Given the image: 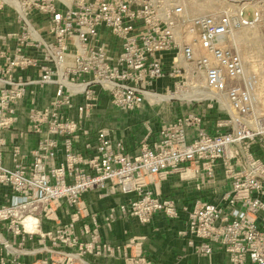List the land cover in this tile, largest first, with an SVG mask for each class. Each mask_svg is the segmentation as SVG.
Returning <instances> with one entry per match:
<instances>
[{"label":"built area","instance_id":"built-area-1","mask_svg":"<svg viewBox=\"0 0 264 264\" xmlns=\"http://www.w3.org/2000/svg\"><path fill=\"white\" fill-rule=\"evenodd\" d=\"M219 1L231 7L209 5V13L196 14L192 0H74L64 8L54 0H0V13L12 14L18 26L0 36V187L20 195L14 207L35 204L34 229L45 220L49 239L67 235L73 256L127 257L103 240L87 194L127 197L110 208L106 227L118 213L149 225L158 213L180 217L176 201L161 196L171 175L205 185L216 182L219 170L229 191L218 203L183 207L187 223L178 235L201 257L219 247L228 264H264L261 86L232 42L240 29L264 25V0ZM249 8L252 21L243 17ZM102 29L119 42L116 56ZM163 79L173 89L159 94ZM47 88L54 90L39 105L38 91ZM201 89L211 96L196 98ZM160 95L171 96V115L156 132L146 123L134 152L110 130L90 127L102 96L133 113ZM22 115L27 130L17 129ZM33 134L39 139L28 156L23 143ZM13 218L23 227L16 234L24 233V213ZM143 257L139 251L133 258Z\"/></svg>","mask_w":264,"mask_h":264},{"label":"crops","instance_id":"crops-1","mask_svg":"<svg viewBox=\"0 0 264 264\" xmlns=\"http://www.w3.org/2000/svg\"><path fill=\"white\" fill-rule=\"evenodd\" d=\"M35 20L46 26L45 18L34 16ZM18 26L12 14L7 11L0 13V36L9 32H17ZM101 35L104 40L112 45V54L114 56L119 52V42L110 36L107 30L102 29ZM29 75L37 78V72L31 71ZM173 81L163 79L156 82V89L163 91L170 88ZM53 88L39 90L37 101L39 105H44L51 96ZM29 105V100L26 102ZM168 118L171 115L172 108L168 107ZM26 112V111H25ZM25 112L24 115H25ZM163 119V118H162ZM210 122H212V114H209ZM149 120L153 131H158L163 124L156 117V112L149 110L145 105L133 113L122 112L114 108L106 96L100 98L99 107L94 111V116L90 122L92 130L108 129L114 136L123 140L129 152H134L138 146L139 140L143 138L147 131L145 128L146 121ZM211 123V132L214 129ZM28 121L25 116H21L17 129L27 130ZM37 135H30L23 143L25 154L30 155L32 149L38 142ZM29 161L30 158L28 157ZM230 186L223 182V178L217 171L216 182L202 185L199 181L186 182L179 175H171L169 179L162 185L161 196L163 198L174 199L180 211L178 219H171L164 213H158L154 216L152 224L143 225L135 218L122 219L112 225L111 228L105 226L106 218L111 207L123 204L127 201V197L118 194L113 198H101L98 193H89L85 196V200L91 206L93 212L98 215L100 224H102L101 235L105 242L120 248V252L127 253L126 256L104 257L101 258L100 264H125L124 259L135 257L138 252L149 258L153 264H228V254L214 247V254L211 257H201L197 255L193 248H190L187 239L179 237V232L185 230L187 223V214L182 211L183 207L193 209L197 201L218 203L222 196L228 192ZM131 240L135 243L131 246ZM87 258H94L88 256Z\"/></svg>","mask_w":264,"mask_h":264},{"label":"rangeland","instance_id":"rangeland-1","mask_svg":"<svg viewBox=\"0 0 264 264\" xmlns=\"http://www.w3.org/2000/svg\"><path fill=\"white\" fill-rule=\"evenodd\" d=\"M54 1L61 8H64L71 5L74 0ZM223 4L231 7L229 3H223L219 0L213 1L212 4L210 3L209 5H211L213 11L217 10L218 5L224 6ZM209 5L207 6L205 1L192 0L191 12L196 14L209 13L211 11ZM243 17L248 21H252L255 17V11L252 8L246 9L243 12ZM232 42L233 46L237 47L239 53L246 62L248 72L257 75L259 78L261 88L258 93V109L264 114V25L240 29L235 33ZM170 89H173V84ZM163 93L164 91L159 92V94ZM154 104L155 105H151L147 101L144 103L145 107L156 112V117L163 123L166 116H168L169 105H163V103L157 102ZM148 122L149 120L146 121V123ZM18 197H20V195L13 194L9 188L0 187V264L101 263L100 259L104 257L89 259L87 257L83 258L82 256H73L70 254L72 250L67 241V235L60 234L56 240L49 239L47 237V232L50 231L51 225L47 224L45 220L44 222L41 221V225H38L37 229H33L32 231L25 229L24 233L17 235V228L19 227L22 230L23 227L15 224V218H13V216L16 211L18 212L19 210L24 213V218L31 217L40 221L39 212L34 211L35 204L32 202L28 203L30 200H26V202L20 206L21 208L12 205V200ZM3 211H8V214L11 216L7 221H3L5 216L2 214ZM29 228L31 229V227ZM124 262L125 264H153L147 257L126 258Z\"/></svg>","mask_w":264,"mask_h":264},{"label":"bare ground","instance_id":"bare-ground-1","mask_svg":"<svg viewBox=\"0 0 264 264\" xmlns=\"http://www.w3.org/2000/svg\"><path fill=\"white\" fill-rule=\"evenodd\" d=\"M211 95L209 92H207L206 90L204 89H201L199 93H197V96L196 98H209ZM171 96H168V95H160L158 97H152V96H149V101L153 102V103H163L164 104H167L169 105V100H170ZM182 98H184L185 100H189L191 99L192 97H190L189 95H184ZM166 109V108H165ZM37 221L31 217H27L26 221H25V226L27 228V230H32L34 229V224L36 223ZM31 227V229L29 228Z\"/></svg>","mask_w":264,"mask_h":264}]
</instances>
